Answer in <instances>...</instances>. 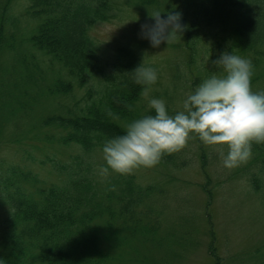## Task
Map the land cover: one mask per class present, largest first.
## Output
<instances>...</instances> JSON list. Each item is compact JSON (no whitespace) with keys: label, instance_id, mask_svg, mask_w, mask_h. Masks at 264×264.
<instances>
[{"label":"trees","instance_id":"1","mask_svg":"<svg viewBox=\"0 0 264 264\" xmlns=\"http://www.w3.org/2000/svg\"><path fill=\"white\" fill-rule=\"evenodd\" d=\"M14 2L0 0V258L6 264H159L140 248L161 236L162 220L168 226L157 209L174 192L168 170L188 161L176 152L162 157L158 171L142 167L103 180L96 175L94 165L104 163V141L123 134L131 120L154 114L133 70L142 62L156 68L152 96L159 91L160 74L140 53L150 43H126L110 63L102 62L91 30L126 7L134 20L140 16L135 9L162 16L180 12L186 36L178 45L177 35L174 46L184 47L191 74L182 85L194 90L217 69L211 61L218 57L199 63L216 47L250 59L251 86L261 91L264 0H183L174 9L167 0H29L17 15ZM25 15L33 22L28 34L22 29ZM253 156L264 165V143L253 144ZM142 169L154 172V179L143 183ZM253 182L260 191V182ZM210 185L200 186L206 195L198 210L209 223L215 191ZM194 221L183 234H173L178 247H203L200 234L206 227ZM214 230L210 226V233ZM213 242L207 259L220 264ZM168 256L165 264L175 260Z\"/></svg>","mask_w":264,"mask_h":264},{"label":"rangeland","instance_id":"2","mask_svg":"<svg viewBox=\"0 0 264 264\" xmlns=\"http://www.w3.org/2000/svg\"><path fill=\"white\" fill-rule=\"evenodd\" d=\"M167 2L174 9L175 7L180 8L183 0H167ZM28 4L29 0H15L13 14L23 12ZM135 11L140 14V16L137 15V21L131 18L130 11L126 7L124 12L123 10L117 12L111 21L100 23L91 30L92 37L100 46L102 62L112 61L115 47L126 42L124 40L131 35L132 29H136L133 31V37L149 43L139 33L141 24L149 22L151 17L146 11L138 9ZM188 22L187 19L186 26ZM31 23H33L31 18L25 15L22 24L24 33L30 32L31 27L28 24L31 25ZM178 35H180L178 45L183 44L185 32ZM183 48L176 49L172 44L169 46L162 44L159 48H153L150 45L142 51L144 61L159 69L160 86L158 90L163 93L168 92V96L172 97L174 103L178 105V107L174 106L178 110L182 108L185 94L193 89L191 85L190 88L187 84L182 85L186 75L187 78L191 75L183 62L186 53ZM221 53L223 52L215 47L208 54H203L199 63L205 61L206 56L214 58L219 57ZM213 67L215 66H211ZM217 70L218 68L214 71ZM172 76L177 77V83L180 82V87L175 92L173 88L176 81L174 82ZM263 80L258 84L259 87ZM251 87L253 91L259 90L255 86ZM164 100L167 102L166 97ZM145 104L148 106L147 100ZM222 151L226 154V147ZM178 154H182L179 155L180 160L187 159L188 164L180 169L168 170L170 172L168 181H172L171 189L174 192L170 198H166L167 203L164 208L157 207L163 211L162 217L168 219L169 224L164 226L162 220L161 236L153 242H148V247L140 248V250L147 254L148 259L153 263L157 256L161 264H165L168 254L170 258L175 256V260L172 263L167 261V264H212L207 257L211 254L209 242L214 240L213 245L215 244L216 247L215 252H218L220 264H248L250 257L255 255L258 259L252 260V264L264 262V165L260 160L255 161V156L252 155L247 163L227 169L222 164L221 149L205 146L197 137L191 139ZM157 166L155 170L158 171ZM153 173L150 170H140L141 181L143 183L152 181ZM160 177L163 176L160 175ZM254 179L260 182V191H255L253 188ZM208 182H211L210 188L215 189L212 203L209 206V216L212 220L210 223L208 220H201L206 214L199 215L198 213L199 206L201 203L203 205L206 195L200 186ZM192 219H195L196 225L201 223L203 228L206 227L209 234L206 233V229L200 234L204 243L201 249L195 250L194 247H189L188 250L182 249L172 241L173 234H183L185 227ZM210 226L215 229L214 234L210 233ZM162 239H164V244Z\"/></svg>","mask_w":264,"mask_h":264},{"label":"clouds","instance_id":"3","mask_svg":"<svg viewBox=\"0 0 264 264\" xmlns=\"http://www.w3.org/2000/svg\"><path fill=\"white\" fill-rule=\"evenodd\" d=\"M161 13H152L151 20L140 26L139 35L153 48L173 44L185 27L180 12ZM204 59L208 64L210 57ZM211 62L219 74L213 71L186 93L182 108L175 114H170L164 99L151 95L158 80L156 68L143 62L136 67L134 81L142 85V95L154 114L131 120L123 134L104 141V163L94 165L96 175L103 180L111 173L129 175L142 167L152 168L163 156L183 150L194 137L205 146L221 149L227 169L247 163L253 144L264 143V90H252L250 59L225 51ZM225 147L226 154L222 151ZM0 264L6 261L0 258Z\"/></svg>","mask_w":264,"mask_h":264}]
</instances>
